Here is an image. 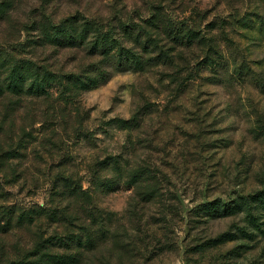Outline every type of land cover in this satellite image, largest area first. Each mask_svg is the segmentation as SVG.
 Returning <instances> with one entry per match:
<instances>
[{
    "label": "rangeland",
    "instance_id": "1",
    "mask_svg": "<svg viewBox=\"0 0 264 264\" xmlns=\"http://www.w3.org/2000/svg\"><path fill=\"white\" fill-rule=\"evenodd\" d=\"M0 53V264H264V0H0Z\"/></svg>",
    "mask_w": 264,
    "mask_h": 264
},
{
    "label": "trees",
    "instance_id": "2",
    "mask_svg": "<svg viewBox=\"0 0 264 264\" xmlns=\"http://www.w3.org/2000/svg\"><path fill=\"white\" fill-rule=\"evenodd\" d=\"M70 34V32H69ZM71 35V39L73 37L72 33L70 34ZM95 45H98L95 44ZM108 45L105 43V42H101L99 43V47L101 49V47H103L101 50H104V48H106ZM0 58L1 57V53H0ZM19 65V63H15L12 61V62H3L2 64H0V95L4 94L5 92L7 91H10L11 88H16L18 86H22L23 88L25 87V83L24 81H26V76L24 74V71L27 70V71H30L31 69V66H28V64H26V66H22V67H25L24 70H18L17 66ZM16 66L12 69V74L10 76H8L6 78V80L3 79V76H2V66ZM52 87V86H55V80H51L49 78H46V79H43V80H40L37 85L35 86L36 87V90H39V92H37L38 96H44V95H47L50 93V89L49 87ZM56 87H59V86H56Z\"/></svg>",
    "mask_w": 264,
    "mask_h": 264
}]
</instances>
